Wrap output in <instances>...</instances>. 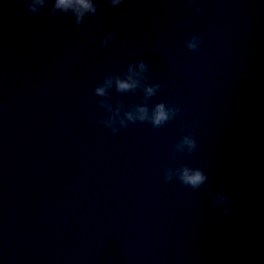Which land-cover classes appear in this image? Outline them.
Masks as SVG:
<instances>
[{"label":"water","instance_id":"95a60500","mask_svg":"<svg viewBox=\"0 0 264 264\" xmlns=\"http://www.w3.org/2000/svg\"><path fill=\"white\" fill-rule=\"evenodd\" d=\"M94 2L76 25L0 0V264H264V0ZM129 63L140 88L104 83Z\"/></svg>","mask_w":264,"mask_h":264},{"label":"clouds","instance_id":"9594fccd","mask_svg":"<svg viewBox=\"0 0 264 264\" xmlns=\"http://www.w3.org/2000/svg\"><path fill=\"white\" fill-rule=\"evenodd\" d=\"M107 4L111 7L119 6L122 3V0H106ZM191 2V0H189ZM24 4L26 6V11L38 15L41 10L46 9L50 16H55L57 13L73 15L75 13L74 23L76 25H80L83 22V19L86 15H94L97 12V4L94 0H24ZM50 4V6H49ZM200 9H197L199 12ZM114 38V33H108L104 40L100 42L101 47H106L108 43ZM192 41H199L198 37L192 36L188 41H186V47L189 50H195L198 47L197 43H193ZM138 67L140 72L143 73L147 70V65L145 60L141 59L138 62ZM129 73H133V65L129 63L121 75H111L105 77L104 83L108 86H111L112 82H115L116 91L118 93H126V92H135L136 89L141 87L140 80L133 79V75H129ZM159 84L152 85H144L143 92L145 97H152L156 95L159 90ZM94 94L98 96H105V88L104 87H95ZM99 106L103 107V101H99ZM136 111L139 113L138 116H134L132 112H125L123 117L119 121V126L121 128H126L128 124H135L137 122H149L154 128H159L164 125L167 121L171 120L179 111V108L172 105L166 108L165 103H156L152 109L151 115H149V108L146 104L137 105ZM113 120V117L108 115L106 118L101 119L99 121L103 126L111 129L112 133H116L118 131L117 127L114 126L110 121ZM127 121V122H126ZM261 138H257L256 143H260ZM187 145L189 148V152L191 153L196 148V142L191 137V135H186L181 138L180 143L176 144L175 149H181L182 145ZM179 182L182 185L189 186L193 189L199 188L202 184L205 183L207 177L206 175L198 168H189L187 166H183L179 169L178 175ZM165 182H170L172 180V176L169 173L164 176ZM215 202V201H213ZM225 211H228L227 209Z\"/></svg>","mask_w":264,"mask_h":264}]
</instances>
